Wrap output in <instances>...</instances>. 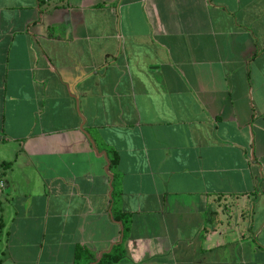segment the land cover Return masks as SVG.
<instances>
[{"label":"crops","instance_id":"crops-1","mask_svg":"<svg viewBox=\"0 0 264 264\" xmlns=\"http://www.w3.org/2000/svg\"><path fill=\"white\" fill-rule=\"evenodd\" d=\"M99 146L117 264H264V0H0V264L120 240Z\"/></svg>","mask_w":264,"mask_h":264},{"label":"trees","instance_id":"trees-1","mask_svg":"<svg viewBox=\"0 0 264 264\" xmlns=\"http://www.w3.org/2000/svg\"><path fill=\"white\" fill-rule=\"evenodd\" d=\"M99 151H107L109 157L107 170L111 178L110 215L111 219L121 228V238L100 256H96L88 248L78 245L75 250L74 264H117L126 257L125 245L131 234L132 216L122 210L121 182L118 171L119 156L114 150L106 146H99ZM11 166L12 163L4 165L5 168Z\"/></svg>","mask_w":264,"mask_h":264},{"label":"built area","instance_id":"built-area-1","mask_svg":"<svg viewBox=\"0 0 264 264\" xmlns=\"http://www.w3.org/2000/svg\"><path fill=\"white\" fill-rule=\"evenodd\" d=\"M3 186H4V184L1 182L0 183V192L2 191Z\"/></svg>","mask_w":264,"mask_h":264}]
</instances>
